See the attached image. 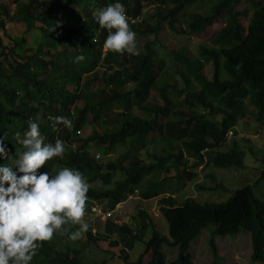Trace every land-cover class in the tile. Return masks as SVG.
<instances>
[{
  "label": "trees",
  "instance_id": "trees-1",
  "mask_svg": "<svg viewBox=\"0 0 264 264\" xmlns=\"http://www.w3.org/2000/svg\"><path fill=\"white\" fill-rule=\"evenodd\" d=\"M248 1L14 0L19 5L18 23L40 44L26 54L28 41L23 37L12 41L13 48L5 53L0 39V264H84L75 249H54L52 236L73 225L86 244L107 240L76 221L90 201L106 200L107 208L114 210L138 189L148 201L168 193L172 179L150 180L152 174L176 171V181H192L203 163L202 150L210 148L205 134L222 136L226 144L228 133L235 137L239 121L248 118L247 102L256 121L264 125V0L243 32L237 7ZM146 6H155L150 19L142 17ZM101 15L110 16L111 22ZM220 15L226 23L212 46L201 45L196 55L187 49L171 53L170 70L182 87L163 81L170 70L159 56L158 42L150 40L152 35L156 37L163 24L180 37L201 35ZM4 27L2 22L0 29ZM142 40H148L143 52L129 64L131 42ZM106 45L110 47L105 52ZM209 64L211 79L204 75ZM90 75L93 78L84 84ZM151 91L158 92L163 105L150 102ZM134 109L145 118L135 115ZM90 126L101 133L83 138ZM37 134L50 145L45 153L27 145ZM158 135L170 150L153 156L148 164L143 153ZM93 148L103 157L124 151L116 161L100 164ZM231 153L226 155L229 164L219 158L215 165L232 167L235 152ZM263 179L264 173L220 204L186 199L178 206L171 197L176 190L170 187V196L161 200L159 209L169 236L153 229L136 264L148 254L149 264H166V245L178 248L170 264H194L191 244L210 225L215 226L208 243L214 264L221 260L215 238L242 231L250 234V262L264 264V200L254 191ZM12 205L24 215L25 229L14 222ZM33 209L51 217L53 225L41 227ZM138 216L142 222L137 233L106 221L109 235L118 231L125 237L121 259L127 264L128 252L149 227V215L139 210Z\"/></svg>",
  "mask_w": 264,
  "mask_h": 264
},
{
  "label": "rangeland",
  "instance_id": "rangeland-1",
  "mask_svg": "<svg viewBox=\"0 0 264 264\" xmlns=\"http://www.w3.org/2000/svg\"><path fill=\"white\" fill-rule=\"evenodd\" d=\"M22 1L25 2L28 0ZM254 1L256 2L254 6L252 5V0H250L237 7L239 13H242L240 19L243 32H246L253 12L256 7L260 8L263 0ZM18 6L19 5L16 4L14 0H0V9L2 13L0 19L5 23V27L0 29V39L5 43L7 49L5 53H8L9 49L14 46L12 41H15L16 39L20 40L23 37L26 38L28 44L25 53L28 54L31 52L30 47H37L40 42L26 32L24 24L18 23L16 18V10ZM154 9L155 7L153 6L149 8L146 6L143 9L142 17L150 19ZM243 12H246V14ZM8 16L15 18V21L8 20ZM225 23V16L220 15L218 21L212 27L207 28V30L201 35H194L193 37H180L170 30L168 24H163L159 31L155 33L156 37L152 35L153 37H151L150 40L156 39L158 42L159 56L162 59L165 58L166 69L170 70L171 67H173L172 52L187 49L196 55L198 48L201 45H213L216 34L225 26ZM151 28H153V22ZM146 41L148 40L131 42L129 64L135 61L134 59L137 58L136 56L143 52ZM2 51L3 50L0 49V54ZM103 72L104 71L100 69L98 74L101 75ZM212 72V66L210 64L207 65L204 75L208 79H211ZM92 78L93 76L91 75L86 77L84 79V84H88ZM163 81H167L178 88L182 87V81L178 76H175L171 70L170 75ZM159 83H161V79ZM69 89H73V87L69 86ZM150 102L154 105H163V102L159 99L157 91H151ZM246 106L249 110L248 118L239 121L236 128L237 135L227 141L226 144L222 143V136L218 137L217 134L211 132L210 134H205L208 146H210L211 149L209 148V153L206 157L207 162L203 167L199 166V168L195 170V173L197 174L192 181H176L175 176L179 174V172L176 173V171H172L170 174L162 173L163 175L161 176L152 174L153 176L150 175L151 177H149V179L153 180L154 177H160L159 179H172L168 184L169 187L167 191L170 193V187L175 188L176 193L173 194L175 200L173 201L178 206L183 204L186 199H192L199 204L226 203L233 197L235 191L244 186L256 183L264 173V125H261L256 121L255 113L249 102L246 103ZM133 113L145 118V115L138 109H134ZM208 130L210 131V127ZM100 133L101 131L98 127L90 126L82 132L81 136L86 138L91 134ZM154 140V143L149 144L148 148L143 153V158L148 164H152L153 159L151 158L160 154L161 148L166 147L163 142L164 138H160L159 135L154 137ZM27 145L29 147H34L43 153H45L50 146L49 144H45L44 137L39 134L29 139ZM64 147V143L59 144L60 150H63ZM123 151L124 149L122 148L118 149L116 153L111 154L108 157H103V154L96 148H93L92 153H95L93 154L94 157L100 155L99 162L100 164H104L108 161H116ZM233 151L235 154L232 155V158L235 161V164L232 167L224 168L215 165L214 160L219 158L229 164V160H226V155L229 153L232 154L231 152ZM178 176L179 175H177V177ZM121 177L122 175L120 178ZM2 178L3 174H0V190L2 186ZM98 185L101 186V183H98ZM138 190L139 192L133 197V199L130 198L127 202L116 208L112 217L109 218L112 223H115L118 226H127L133 232L137 233L141 229L140 224L142 222L138 216V211L142 210L149 215V219L146 220V224H149V227L143 240L135 242L132 249L128 252L130 264H136L140 256L144 253L146 243L152 237L153 229L166 237L169 236L168 225L159 211L161 200L167 198L168 193L148 201L142 199L143 189ZM254 191L257 197L264 199V179L256 185ZM105 204V202L102 203L104 206ZM11 209L14 218L21 221L25 220L24 215H20V211H18L14 205L11 206ZM107 209L109 210V207ZM48 211L51 213L53 210L49 207ZM33 212L39 214L38 224L41 227H49V223L53 221L51 217L46 216V214L36 209H33ZM19 216L22 218H19ZM76 221L82 225L83 229H91L93 235L99 233L102 236L108 237V239L97 244H86L85 236L80 231H77V228L73 227V225H68L64 231L57 230L56 234L52 236V245L54 249H75V251L79 252L82 256L84 264H127L121 259V255L126 249L124 243L125 237L118 231L111 235L107 233L106 217L95 216L94 213L90 211L89 206H87V208L83 210L81 209L77 214ZM75 228V232L77 231L78 233H71L70 230ZM214 230L215 226L213 225L206 227L199 238L191 244V253L193 255L194 264H214L213 255L208 245L210 236ZM215 241L221 258L217 264H252L250 262L252 247L249 233L242 231L238 236H218L215 238ZM163 253L165 255L166 264H170L177 258L178 248L166 245L163 247ZM150 261L151 255L148 254L144 257L142 264H149Z\"/></svg>",
  "mask_w": 264,
  "mask_h": 264
},
{
  "label": "built area",
  "instance_id": "built-area-1",
  "mask_svg": "<svg viewBox=\"0 0 264 264\" xmlns=\"http://www.w3.org/2000/svg\"><path fill=\"white\" fill-rule=\"evenodd\" d=\"M101 19L103 21H106L107 23H110L111 22V17L110 16H107V15H101ZM1 23H2V20L0 19V24ZM108 47L109 46H106V49ZM233 137H234L233 133L232 132L231 133L229 132L226 139H227V141H229ZM208 153H209V149L206 148V149L202 150V152L200 154L201 157H202V159H203V165H205V163L207 162L206 157H207V154ZM95 158L97 160H99L100 159V155L95 156ZM135 193L137 194L138 191L136 190ZM91 211L94 213L95 216H97V217H106L107 219L111 218L112 217V214H113V212H106L104 210V205H102L100 203H96V202L93 203V205L91 207Z\"/></svg>",
  "mask_w": 264,
  "mask_h": 264
},
{
  "label": "clouds",
  "instance_id": "clouds-1",
  "mask_svg": "<svg viewBox=\"0 0 264 264\" xmlns=\"http://www.w3.org/2000/svg\"><path fill=\"white\" fill-rule=\"evenodd\" d=\"M155 6H156V5H155ZM155 6H154V7H155ZM132 22L134 23L135 21L132 20ZM106 46H109V47H110V45H106ZM106 46L104 47V51H105V52L108 51V48H109V47H108V48L106 49ZM79 134H80V133H79ZM95 159H96V158H95ZM99 160H100V159H99ZM99 160H96V161H99ZM200 166L203 167V166H204L203 163H202ZM135 191H136V190H135ZM137 191L139 192V190H137ZM135 196H136V193H134V195H133L132 197H129V199H130V198L133 199V197H135ZM169 196H170V195L168 194V197H169ZM171 197H172L173 199H175V197H173V196H171ZM129 199H128V200H129ZM128 200H127V201H128ZM127 201H126V202H127ZM94 202H96V203H100V204H102V203L105 202L106 204H105V206H104V207H105L104 210H105L106 212H114V210H115L116 208H118L119 206H121V205L123 204V203H122V204L118 205L114 210H108V209H107V205H108L107 201H90V202H89V205H88L89 208H90V211H91V207H92V205H93ZM124 203H125V202H124ZM44 205H45V204H44ZM79 206H80V203H79ZM11 210H12V209H11ZM34 213H35V212H34ZM19 218H22V217L19 216ZM13 220H14V222H15L16 224L21 225V227H22L23 229H25V228L27 227L26 219H25L24 221H21V220L16 219V218L13 217ZM107 220H109V219H107ZM52 225H53V221H52L51 223H49V227H51Z\"/></svg>",
  "mask_w": 264,
  "mask_h": 264
},
{
  "label": "crops",
  "instance_id": "crops-1",
  "mask_svg": "<svg viewBox=\"0 0 264 264\" xmlns=\"http://www.w3.org/2000/svg\"><path fill=\"white\" fill-rule=\"evenodd\" d=\"M54 1H56V0H54ZM165 149H166V151H165ZM164 149V147L163 148H161V151H160V154H162L163 152L165 153H168V151L170 150V149H168V147L167 148H165ZM264 200V199H263ZM120 207V206H119Z\"/></svg>",
  "mask_w": 264,
  "mask_h": 264
}]
</instances>
